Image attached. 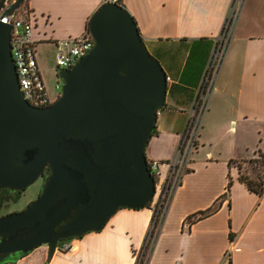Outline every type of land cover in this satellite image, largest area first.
Returning a JSON list of instances; mask_svg holds the SVG:
<instances>
[{"label": "crops", "instance_id": "0c3cea01", "mask_svg": "<svg viewBox=\"0 0 264 264\" xmlns=\"http://www.w3.org/2000/svg\"><path fill=\"white\" fill-rule=\"evenodd\" d=\"M133 16L167 81L164 105L144 148L147 161L176 155L190 107L232 0H116ZM105 0H26L36 56L40 46L78 36ZM46 86V85H45ZM264 147V0H244L202 117L188 169L175 190L146 264H264V193L239 181L238 164ZM262 151V150H261ZM249 153V154H248ZM248 155V156H247ZM165 169V168H163ZM212 215L188 225L227 188ZM152 204L119 208L100 231L71 238L50 259L48 247L0 264H133L152 217Z\"/></svg>", "mask_w": 264, "mask_h": 264}, {"label": "water", "instance_id": "95a60500", "mask_svg": "<svg viewBox=\"0 0 264 264\" xmlns=\"http://www.w3.org/2000/svg\"><path fill=\"white\" fill-rule=\"evenodd\" d=\"M23 1L0 0V190L23 191L49 172L24 209L0 216V263L41 244L50 259L59 241L152 201L144 148L167 86L133 16L105 0L88 20L93 47L57 72L59 96L31 105L19 89L8 21Z\"/></svg>", "mask_w": 264, "mask_h": 264}, {"label": "built area", "instance_id": "2783aa9c", "mask_svg": "<svg viewBox=\"0 0 264 264\" xmlns=\"http://www.w3.org/2000/svg\"><path fill=\"white\" fill-rule=\"evenodd\" d=\"M243 3L244 0L231 1L220 34L215 39L197 94L189 109L176 155L172 159L164 162L157 160L147 161L148 168L155 180V193L150 203L152 204L153 213H155L156 216L153 221L150 220L145 234L146 240L149 241V247L145 252L142 264H146L148 260L151 246H153L156 240L160 224L164 218L170 200L188 169L190 155L196 144L202 117L206 110L210 93L213 90L217 74L226 54ZM8 21L12 24L10 34L11 54L17 72L19 89L24 99L31 105L38 107L46 106L48 105L50 95L42 78L36 56L37 40L34 37L32 14L28 9L19 11L18 7L9 17ZM93 45L94 39L88 30L78 36H67L65 38L56 39L54 41V59L56 66L59 69L70 68L81 56L85 55ZM166 80H169V76L167 75ZM55 87L61 91V85L58 80L55 83ZM59 94L60 92L58 96ZM58 96H56L54 100ZM72 247L73 245L71 242L65 241L61 245V250L66 251ZM139 249L134 252V263L137 259Z\"/></svg>", "mask_w": 264, "mask_h": 264}, {"label": "rangeland", "instance_id": "374dc122", "mask_svg": "<svg viewBox=\"0 0 264 264\" xmlns=\"http://www.w3.org/2000/svg\"><path fill=\"white\" fill-rule=\"evenodd\" d=\"M12 1L13 0H6V4L11 3ZM26 9H27L26 0H24L19 6V11H24ZM54 53H55L54 48L52 46H48V45L41 47L39 46L37 48V55L39 56L41 61L40 72L44 80V83L46 85V89L50 95V98L58 96V93L60 92V89H56L55 87L56 81L58 80L61 86L63 83L62 79L57 75L59 68L56 66ZM260 150L264 151V147L260 148ZM254 155H255L254 157H258L257 151L254 153ZM254 157L252 156V157H248V158L246 157L244 159H240L234 162V165L237 164L240 165L242 171L246 173L250 172L251 176L259 172L261 174L264 173L263 167L257 165L255 162L250 161V159ZM42 184L43 181L40 178H38L33 184L28 186L23 191H20V193L18 194L0 191V196H8V200L3 201L0 206V216H3L10 212L24 209L27 206V204H29V202H31L38 196ZM65 241L67 240H61L58 243L62 244ZM13 255L14 254L8 256L5 260L11 258ZM213 263L214 262H212L211 264Z\"/></svg>", "mask_w": 264, "mask_h": 264}, {"label": "trees", "instance_id": "16d2710c", "mask_svg": "<svg viewBox=\"0 0 264 264\" xmlns=\"http://www.w3.org/2000/svg\"><path fill=\"white\" fill-rule=\"evenodd\" d=\"M86 28L88 29V23H87ZM257 153H258V157L251 158L250 161L255 162L257 165L264 168V151H261L259 149L257 151ZM237 167H238V171H239V175H238L239 181L243 182L246 185V187L248 188V190H250L251 192H254L258 196L262 195L264 193V173L261 174L259 172V173H256L255 175L251 176L250 172H248V173L243 172L240 165H238ZM230 185H231V180H229V182L227 184L226 191L222 195L218 196L212 202V204L210 206H208L205 209L198 210L196 212L189 214L185 218L184 222L188 225H191L192 223L199 221V220H201L205 217H208V216L212 215L213 213H215L219 209L222 200L228 197V191H229ZM0 191L9 192V193H17V194L20 193V191H10L7 188L1 189ZM5 200H8V196H0V206H1L2 202ZM155 216H156V214L153 213L152 218H151L152 221L154 220ZM148 247H149V241H147L146 237H145L143 240V243H142V245L138 251V256H137V259H136L134 264H142L145 252H146ZM151 249H152V246H151ZM19 254H22V253H19Z\"/></svg>", "mask_w": 264, "mask_h": 264}, {"label": "flooded vegetation", "instance_id": "af4514ba", "mask_svg": "<svg viewBox=\"0 0 264 264\" xmlns=\"http://www.w3.org/2000/svg\"><path fill=\"white\" fill-rule=\"evenodd\" d=\"M54 98H50L49 101H48V105L51 104L53 101H54ZM49 170L48 168L46 167L42 173V175L39 177L42 181H44V178L46 177V175L48 174Z\"/></svg>", "mask_w": 264, "mask_h": 264}]
</instances>
